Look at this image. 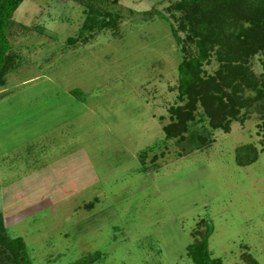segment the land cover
<instances>
[{
  "label": "rangeland",
  "instance_id": "374dc122",
  "mask_svg": "<svg viewBox=\"0 0 264 264\" xmlns=\"http://www.w3.org/2000/svg\"><path fill=\"white\" fill-rule=\"evenodd\" d=\"M190 1L23 0L14 11L5 30L16 59L0 86V211L8 236L24 242L22 264L96 251L92 264H192L187 247L207 221L212 258L264 264V100L240 107L227 131L199 104L183 137L163 129L185 103L179 63L199 54L181 28L179 5ZM110 18L114 27L98 28ZM85 21L93 25L80 34ZM217 48L203 78L222 68ZM262 58L246 63L257 76ZM247 145L256 158L241 164ZM0 264L18 263L5 249Z\"/></svg>",
  "mask_w": 264,
  "mask_h": 264
},
{
  "label": "trees",
  "instance_id": "16d2710c",
  "mask_svg": "<svg viewBox=\"0 0 264 264\" xmlns=\"http://www.w3.org/2000/svg\"><path fill=\"white\" fill-rule=\"evenodd\" d=\"M22 1L0 0V86L4 85L6 73L14 67L13 61L16 59L15 53L13 55L9 49L5 29L13 24V13ZM179 6L184 9L183 17L187 23L184 22L181 28L187 29L188 35L194 37L199 54L179 63L178 98L185 100V103L171 109L176 120L163 129L166 136L183 137L182 133L187 130L186 123L194 117L193 111L199 104L209 116L212 128L227 131L230 119L239 117L240 107L249 106L255 99L264 100V0H191L190 3ZM194 8L199 10L195 14ZM162 16L166 18L163 14ZM242 19L249 25L243 26ZM87 20L90 21L89 17ZM115 23L116 19L110 18L98 24V28L114 27ZM92 25V22L85 21L80 28V34L91 29ZM174 35L180 41L177 30H174ZM215 43L218 44L217 58L224 63L214 75L203 78L200 74L201 62L207 49H212ZM258 51L263 56V71L257 76L246 63L248 57ZM238 60L240 62H236ZM228 87L229 91L226 90ZM250 92L254 94L250 95ZM257 107L264 111V104L259 103ZM197 138L202 145L206 143L204 136L199 134ZM238 151L245 152L243 158L237 157L241 164L256 158L255 150L250 145L240 147ZM140 155L143 163L145 154L141 152ZM142 165L143 169L147 168ZM206 226L201 239L187 247L192 264H220L219 260L210 255L208 237L212 225L207 221ZM5 249L11 253L16 263L22 264L24 242L21 237L8 236L0 211V253ZM99 256V251L92 252L69 264H92Z\"/></svg>",
  "mask_w": 264,
  "mask_h": 264
}]
</instances>
